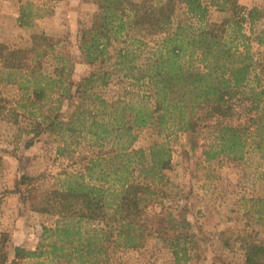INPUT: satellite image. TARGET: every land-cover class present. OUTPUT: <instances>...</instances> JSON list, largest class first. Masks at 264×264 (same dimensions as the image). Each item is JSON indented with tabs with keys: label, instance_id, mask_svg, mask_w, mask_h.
Segmentation results:
<instances>
[{
	"label": "trees",
	"instance_id": "16d2710c",
	"mask_svg": "<svg viewBox=\"0 0 264 264\" xmlns=\"http://www.w3.org/2000/svg\"><path fill=\"white\" fill-rule=\"evenodd\" d=\"M96 2L97 11L91 25L82 31L80 48L86 62L101 67L109 58V46L115 41L122 43L116 63H125V75L132 87L125 88L115 99L107 100L100 94L112 75L103 70L84 77L72 92L70 68L62 54L53 52L58 40L50 35L34 33L29 49L12 50L0 44V60L5 69L35 77L31 81L30 104L53 92L58 93V105L64 97L77 98L68 118H50L47 129L82 136L98 148L82 172L67 174L58 187L39 190L32 176L20 177L18 183L26 185L24 197L31 209L60 218L53 226H43L35 249L16 246L15 258L9 264H109L111 247L141 245L149 203L163 192L171 160L165 142L135 148L139 130L146 128L165 138L195 130L214 113L229 111L228 102L235 89L248 79L251 64L245 58H234L236 54L242 56V52L232 51L224 36L215 32L214 24L194 28L186 22L190 17L205 18L208 6L204 0ZM209 3L220 10L228 7L234 14L243 10L236 0ZM257 13V8L248 10V20L252 22ZM237 17V23L244 20L241 14ZM152 36L157 37L150 44L147 37ZM144 50L142 64H134ZM194 56L197 66L192 63ZM45 58L51 60L49 69L43 68ZM25 69L26 73L21 72ZM259 94H264V90ZM45 121L36 120L31 131L40 133ZM216 128L218 144L204 150V154L215 158L217 153L228 151L234 157H242L246 128L221 123ZM166 216L161 211L154 214V232L173 227ZM8 239V232L0 231V264L7 260L4 247ZM240 239L244 264H264V246L244 236ZM175 241H170V246L178 257L181 250L186 253V248H179Z\"/></svg>",
	"mask_w": 264,
	"mask_h": 264
},
{
	"label": "rangeland",
	"instance_id": "374dc122",
	"mask_svg": "<svg viewBox=\"0 0 264 264\" xmlns=\"http://www.w3.org/2000/svg\"><path fill=\"white\" fill-rule=\"evenodd\" d=\"M204 1L208 6L205 18L190 17L186 22L194 28L214 24L225 44L236 53L242 52L234 58H245L251 64L248 79L235 89L229 111L214 113L195 130L176 132L168 138L146 128L139 130L135 148L165 142L170 149L168 182L164 193L149 203L143 243L111 247L109 264H244L242 236L264 246V94H259L264 90V0H236L243 6L242 13L236 14L228 7L220 10ZM252 8L258 13L250 22L247 12ZM96 11V0H0V44L12 50L29 49L34 33L50 35L58 40L53 52L62 54L70 68L72 92L84 77L103 70L112 75L100 94L107 100L115 99L132 87L125 75V63H116L122 43L115 41L109 46V58L101 67L86 62L80 48L82 31L91 25ZM240 14L244 20L237 23ZM156 37H147L150 44ZM145 53L141 52L134 64L141 65ZM50 61L45 58L43 68L49 69ZM192 63L198 65L195 56ZM23 76L5 69L0 60V231L9 234L5 264L14 260L16 246L35 249L43 226H53L60 218L31 209L24 197L26 185L18 183L20 177L32 176L39 190L58 187L67 174L82 172L98 150L82 136L47 129L50 118H68L77 103L75 96L64 97L58 105V93L53 92L30 104L35 77ZM43 118L42 131L35 135L32 127ZM219 123L246 128L242 157L228 151L217 153L215 158L204 154L218 144ZM258 124L260 128H256ZM160 211L173 227L156 233L151 228L152 219ZM172 240L179 248L185 247L186 253L181 250L175 257Z\"/></svg>",
	"mask_w": 264,
	"mask_h": 264
}]
</instances>
